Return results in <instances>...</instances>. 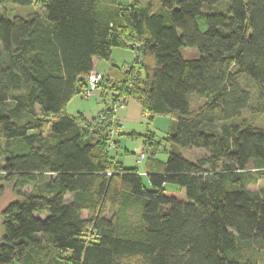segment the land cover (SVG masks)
<instances>
[{"label": "trees", "instance_id": "obj_1", "mask_svg": "<svg viewBox=\"0 0 264 264\" xmlns=\"http://www.w3.org/2000/svg\"><path fill=\"white\" fill-rule=\"evenodd\" d=\"M36 2L0 0V196L17 197L1 212L0 264H264V187L249 189L264 182V127L242 117L246 82L264 115V0ZM115 48L134 60L98 83L111 106L120 93L149 120L176 117L147 182L107 152L111 106L91 122L63 112Z\"/></svg>", "mask_w": 264, "mask_h": 264}, {"label": "rangeland", "instance_id": "obj_2", "mask_svg": "<svg viewBox=\"0 0 264 264\" xmlns=\"http://www.w3.org/2000/svg\"><path fill=\"white\" fill-rule=\"evenodd\" d=\"M38 5H39V3L36 2V0H33L32 11L38 12L39 11ZM8 9H10V10L14 9V11H15L14 14L17 13L19 15L21 13L20 12L21 10H19L18 8L13 7V6H8ZM0 11H1V8H0ZM21 14L24 15L25 12H23ZM0 50H1V47H0ZM112 55L113 56L111 57V64H114L119 69H125L127 66L131 65L132 61L134 60L133 53L129 52V51H125V50L115 49V50H113ZM120 55H122V56H120ZM181 55L186 60H192V59L197 58L198 52L196 50L182 49ZM117 60H120V61H117ZM244 84L247 87V89L249 90V92L251 93L253 107L251 109H249L248 111H245V113H243L242 117L244 119H246L247 121H251L252 124H254L255 126L264 127V115L262 113H260L259 111L255 110L256 109L255 105L257 102L256 101L257 89L250 82H246ZM81 99L76 98L74 100V102L68 106V110L65 111L66 114H68L72 118H77L78 114H80V112H81V111H79V113H78V110L81 107L83 108V106H86L88 108H92L94 106V103L96 100V98H93V97L92 98H89V97L83 98L82 100ZM103 100L105 101V104H103V105L100 104L101 105L100 109H102V108L104 109V108L109 107L110 95H107L106 98H103ZM189 103H190L191 107H195V108L197 106L202 105V102L200 100H197L194 96H191L189 98ZM80 110H82V109H80ZM149 126H150L149 123L143 122V127L148 128ZM126 134H128V132L125 131V135ZM137 134H142L143 138L149 137L143 131H138ZM155 135L156 136L154 137V141L161 143L159 155L164 156V158H165L164 162H166V160L168 158V153L172 150V145L169 143L163 142V138H164L163 134L156 133ZM143 138L135 139V140H128V143H126L127 145L125 148L127 149L128 155L123 156V159L125 162V165H124L125 168H137L138 170L142 169V167H140L142 165H140L139 163L137 164L136 161H137L138 157H140L142 150H144ZM123 149L124 148H120V150H123ZM179 152L184 159L192 161V162H194L200 158H203L207 155L206 151H204V150H188V151L179 150ZM0 159H2L1 156H0ZM141 163H143V161ZM263 187H264V182H260L257 186H251V187H249V189L251 191H256V190H259L260 188H263ZM164 188H165L166 196L174 197L179 201H185L186 200L184 190L179 189L177 187L168 186V185H166ZM31 190H32L31 187L27 186V187L22 188L21 191L23 193H28V192H31ZM16 198L17 197L15 196V194H13L12 192L10 193L9 189H6L5 193L0 196V241H1V237H2L1 212L10 202L15 200ZM44 217H45V215H43L41 218H44ZM83 217L86 218L87 214L84 213Z\"/></svg>", "mask_w": 264, "mask_h": 264}, {"label": "crops", "instance_id": "obj_3", "mask_svg": "<svg viewBox=\"0 0 264 264\" xmlns=\"http://www.w3.org/2000/svg\"><path fill=\"white\" fill-rule=\"evenodd\" d=\"M115 49L125 50V49H121V48H115ZM115 49H113V50H115ZM113 50L111 52V56H110V59L108 61H101V60L96 59V58L93 59V70H92V72L99 74L102 77V79L107 77L112 72V70L113 71H117V69L119 70L118 67H116L114 64H111V57L113 56L112 55ZM125 51H129V50H125ZM129 52H131V51H129ZM120 56H122V55H120ZM133 57H134V55H133ZM117 61H120V60H117ZM132 63H133V61H132ZM129 66H127L125 69H120V70L126 71ZM107 95L108 94H106V96ZM106 96H104L99 89L96 90L95 92H93L89 96V98H92V97L96 98L94 106L92 108H88L86 106H83V108L81 107L80 109H82V110H80V109L78 110V113H79V111H81L80 114H78V116H81L83 118V120L86 122H91L92 120H94L98 116V114L103 110V108L100 109V107H101V105L105 104V101L103 100V98H106ZM76 98L81 99L82 97L77 96V97L73 98L65 107V109L63 111L64 114H66L65 111L68 110V106L70 104H72ZM110 106H111V97H110V101H109V107ZM66 115H68V114H66ZM69 117H71V116H69ZM116 119H117V122L123 126L124 132L122 131L121 135L116 137L117 146L114 147V152L112 153V156L114 157L115 162L121 164L124 169H127V170L135 169V170H137L139 175L143 178V180L145 182H147V175H148V169L146 167L147 160L149 158H152V159H155V160L160 161L162 163H164V161H165L164 156L159 155L161 143L154 141V137L156 136L155 134L156 133L163 134V137H164L163 142H166L165 139L167 138L168 134L170 133L171 129L173 128L174 124L176 123V117L155 116L151 120L146 119L141 105L138 102L132 100L124 110L119 112ZM143 122L149 123L150 126L148 128L143 127ZM125 131L128 132V134L125 135ZM138 131L145 132L149 136L148 138H150L153 141V145L158 143V146L157 147L148 146L147 148L144 146V150H142V153H141V155L145 156L144 159L142 160L143 163H141L142 161L138 162V159L136 161L137 164L139 163L140 165H142V166H140V167H142V169L138 170L137 168H125L124 167L125 162H124L123 156L128 155L127 149L125 148L127 145L126 143H128V140H135V139L143 138L142 134H137ZM131 135H133L135 137H132ZM145 138H147V137H145ZM120 148H124V149L120 150ZM173 148L174 147H172V149Z\"/></svg>", "mask_w": 264, "mask_h": 264}, {"label": "built area", "instance_id": "obj_4", "mask_svg": "<svg viewBox=\"0 0 264 264\" xmlns=\"http://www.w3.org/2000/svg\"><path fill=\"white\" fill-rule=\"evenodd\" d=\"M101 80H102V77L99 74H97L95 72H91L87 77V90L84 92L83 96L85 98H87L93 92H95L97 90L98 83ZM131 101H132L131 98L121 96L120 93H116L115 102L111 106V111L114 115V124H113L112 131H111L113 135H120L122 133L123 126L117 122L116 117L120 111L124 110L129 105V103ZM145 118L148 119L149 117L147 115H145ZM107 152L113 153L114 147L110 146L107 149ZM144 157H145L144 155H141L140 157H138V162L142 161L144 159Z\"/></svg>", "mask_w": 264, "mask_h": 264}]
</instances>
